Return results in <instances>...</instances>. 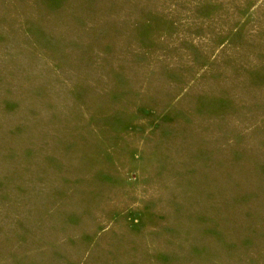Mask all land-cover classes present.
<instances>
[{"label": "rangeland", "instance_id": "rangeland-1", "mask_svg": "<svg viewBox=\"0 0 264 264\" xmlns=\"http://www.w3.org/2000/svg\"><path fill=\"white\" fill-rule=\"evenodd\" d=\"M0 264H264V0H0Z\"/></svg>", "mask_w": 264, "mask_h": 264}]
</instances>
